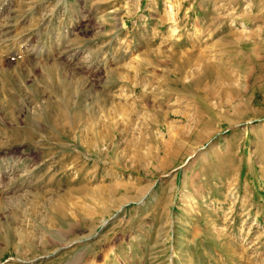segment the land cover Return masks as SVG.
<instances>
[{"label": "rangeland", "instance_id": "1", "mask_svg": "<svg viewBox=\"0 0 264 264\" xmlns=\"http://www.w3.org/2000/svg\"><path fill=\"white\" fill-rule=\"evenodd\" d=\"M3 2L0 264H264V0Z\"/></svg>", "mask_w": 264, "mask_h": 264}, {"label": "bare ground", "instance_id": "2", "mask_svg": "<svg viewBox=\"0 0 264 264\" xmlns=\"http://www.w3.org/2000/svg\"><path fill=\"white\" fill-rule=\"evenodd\" d=\"M2 1V0H1ZM8 1H10V0H4V2H3V5L5 6V5H9V3H8ZM1 9V8H0ZM9 16V15H8ZM8 16L7 17H2V16H0V28L1 27H3V26H5V25H7V19H8ZM5 29V28H4ZM1 31L2 30H0V35H1ZM5 35V34H4ZM1 37H2V35H1ZM6 41V40H5ZM4 41V42H5ZM25 45H27L26 43L23 45V46H25ZM6 46H2V45H0V55H2V56H5L6 54H9L8 52H7V50H6V48H5ZM5 48V49H4ZM31 51V54L32 55H34V56H36V57H38V56H40V54H39V52L38 51H35L34 50V48L33 49H31L30 50ZM20 52V51H19ZM28 53H29V50H28ZM18 55V53L17 54H15L14 52L12 53L11 52V54H9V60L10 61H13V59H15V57ZM7 57V56H6Z\"/></svg>", "mask_w": 264, "mask_h": 264}]
</instances>
